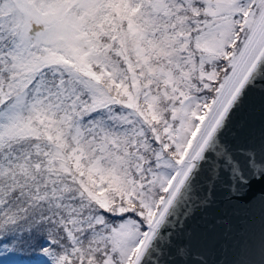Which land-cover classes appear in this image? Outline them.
<instances>
[{
    "label": "snow or ice",
    "instance_id": "1",
    "mask_svg": "<svg viewBox=\"0 0 264 264\" xmlns=\"http://www.w3.org/2000/svg\"><path fill=\"white\" fill-rule=\"evenodd\" d=\"M0 264H264V0H0Z\"/></svg>",
    "mask_w": 264,
    "mask_h": 264
},
{
    "label": "water",
    "instance_id": "2",
    "mask_svg": "<svg viewBox=\"0 0 264 264\" xmlns=\"http://www.w3.org/2000/svg\"><path fill=\"white\" fill-rule=\"evenodd\" d=\"M254 228L258 231L259 229V217H256Z\"/></svg>",
    "mask_w": 264,
    "mask_h": 264
}]
</instances>
